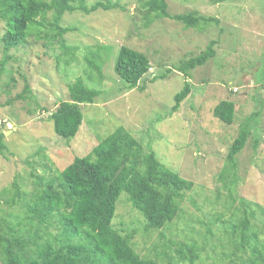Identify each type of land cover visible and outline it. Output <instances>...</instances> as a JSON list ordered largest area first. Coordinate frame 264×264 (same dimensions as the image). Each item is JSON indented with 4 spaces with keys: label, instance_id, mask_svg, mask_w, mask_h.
Masks as SVG:
<instances>
[{
    "label": "rangeland",
    "instance_id": "1",
    "mask_svg": "<svg viewBox=\"0 0 264 264\" xmlns=\"http://www.w3.org/2000/svg\"><path fill=\"white\" fill-rule=\"evenodd\" d=\"M147 1L86 0L88 8L98 2L113 8L66 13L60 25L70 29L65 35L70 56L57 42L33 31L25 46L8 53L10 59L0 74V130L8 147L5 157L0 155V193L20 177L24 191L31 194L35 183L30 173L49 176L64 170L123 126L163 165L193 185L180 201L179 216L151 232H146L144 218L122 196L113 223L123 235H133L136 251L163 264H191L178 254L185 243L197 248L199 258L194 264H214L222 251L246 259L248 248L238 253L232 242H221L219 237H225L220 225L230 220L229 207L240 206L244 199L258 206L252 205L257 215L252 225L259 227L264 244V0H166L171 16L193 14L219 21V25L209 22L196 27L174 19L148 22L142 14ZM77 5L75 0L73 6ZM5 30L0 21V37ZM213 41L214 57L188 75L178 71ZM122 47L148 57L151 69L146 80L167 74L165 78L147 84L145 91L130 89L115 73ZM4 58L0 42V63ZM89 60L101 66V78ZM79 79L99 96L92 104L80 103L83 123L77 136L66 141L56 135L50 115L62 101L72 100L70 87ZM187 83L192 92L172 113L175 96ZM26 85L30 93L19 99ZM224 100L236 104L232 126L214 116L215 107ZM258 111L262 113L254 136L260 144L255 149L251 137L237 155L238 181L230 187L231 195L218 177L239 125ZM41 151L45 158L36 156ZM48 167L52 170L44 173ZM11 212L17 213L4 207L6 219ZM209 227L213 235L207 234Z\"/></svg>",
    "mask_w": 264,
    "mask_h": 264
},
{
    "label": "trees",
    "instance_id": "2",
    "mask_svg": "<svg viewBox=\"0 0 264 264\" xmlns=\"http://www.w3.org/2000/svg\"><path fill=\"white\" fill-rule=\"evenodd\" d=\"M74 2L0 0V21L6 24V30L0 37L5 54L4 61L0 63V74L10 59L8 53L25 46L31 31L42 35V39L57 42L70 56L72 49H69L65 40L70 29L60 25L65 14L77 10L92 13L113 8L102 2L91 8L85 5L86 0H78L77 6H73ZM145 7L142 14L150 23L162 18L174 19L189 27L209 22L219 25L218 20L194 17L193 14L171 16L167 11L166 0H148ZM214 46L213 41L207 51L183 63L178 71L188 75V71L207 63L216 55ZM66 64H71V61ZM89 66L102 77L100 65L89 60ZM150 69V61L143 53L127 47L119 51L115 73L130 89L145 91L147 84L167 75L146 80ZM191 92V86L187 83L175 96L172 113L178 112ZM28 93L30 89L26 85L24 93L18 98L23 100ZM69 93L72 100L62 101L50 115L56 135L66 141L77 136L83 123L80 103L92 104L94 98L99 96V92L90 89L82 79L70 87ZM261 113L254 112L241 122L238 136L228 149L226 163L218 179L231 195L230 187L238 181L237 155L251 137L255 139V149L259 147L260 139L254 133L257 132ZM214 116L227 126H232L236 120V104L231 100L220 102L214 109ZM4 140L5 134L0 130V155L3 157L8 151ZM42 151L37 152L38 158H45ZM50 170L51 167H48L44 173ZM30 177L35 183L31 194L24 191L20 177H16L12 186L0 193L1 264H163L140 255L132 243L133 235H123L122 230L115 228L113 221L118 202L126 195L132 207L144 218L146 232H151L165 228L179 216L180 201L185 191L193 187L192 183L163 165L154 151L146 150L123 126L107 135L88 155L76 157L64 170H56L49 176L32 172ZM231 195L230 199L234 202ZM252 205L244 199L238 207L232 204L229 207L232 208L230 220L220 225L229 240L221 235L219 237L221 242H232L236 251L248 248L250 256L243 259L236 253L228 255L222 251L214 264H264V244L260 242L259 227L254 229L252 225V221L257 218ZM4 207L17 213L11 212L9 219H6ZM207 232L213 235V227H209ZM181 248H184V251L178 252L181 260L194 264L199 258L196 246L184 243ZM227 259L229 263H226ZM168 264L177 263L169 261Z\"/></svg>",
    "mask_w": 264,
    "mask_h": 264
},
{
    "label": "bare ground",
    "instance_id": "3",
    "mask_svg": "<svg viewBox=\"0 0 264 264\" xmlns=\"http://www.w3.org/2000/svg\"><path fill=\"white\" fill-rule=\"evenodd\" d=\"M9 127H10V125H9Z\"/></svg>",
    "mask_w": 264,
    "mask_h": 264
},
{
    "label": "water",
    "instance_id": "4",
    "mask_svg": "<svg viewBox=\"0 0 264 264\" xmlns=\"http://www.w3.org/2000/svg\"><path fill=\"white\" fill-rule=\"evenodd\" d=\"M8 134V133H7Z\"/></svg>",
    "mask_w": 264,
    "mask_h": 264
}]
</instances>
